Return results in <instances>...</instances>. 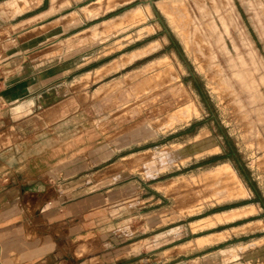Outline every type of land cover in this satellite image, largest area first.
<instances>
[{
    "label": "rangeland",
    "instance_id": "rangeland-1",
    "mask_svg": "<svg viewBox=\"0 0 264 264\" xmlns=\"http://www.w3.org/2000/svg\"><path fill=\"white\" fill-rule=\"evenodd\" d=\"M58 2L8 66L42 98L0 99L21 171L108 193L142 264H264V0Z\"/></svg>",
    "mask_w": 264,
    "mask_h": 264
},
{
    "label": "crops",
    "instance_id": "crops-1",
    "mask_svg": "<svg viewBox=\"0 0 264 264\" xmlns=\"http://www.w3.org/2000/svg\"><path fill=\"white\" fill-rule=\"evenodd\" d=\"M28 1L0 0V83L4 85L0 99L23 118L29 116L30 109L42 96L30 99L38 90H27L28 78L16 75L18 72L9 74L8 66L16 57L44 43L38 39L40 36L23 39L29 29L22 28L48 15L56 16L59 5L58 0H47V6L45 0H34L32 9L23 11V4L28 5ZM8 17L20 20L8 28ZM14 30L20 31L15 34ZM12 35L19 39L17 44L15 39L11 40ZM23 62L22 58L20 64ZM8 78L13 82L9 86ZM3 136L0 137V147L5 142L0 148V264H142L141 255L125 256L117 223L113 233L106 231L108 193L95 191L89 182L46 185L39 176L21 171L22 162L15 158L16 146H8V129Z\"/></svg>",
    "mask_w": 264,
    "mask_h": 264
}]
</instances>
